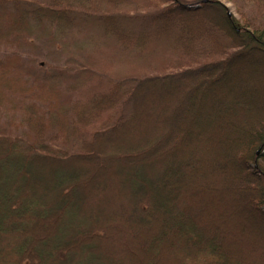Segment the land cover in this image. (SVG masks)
Instances as JSON below:
<instances>
[{"label": "trees", "instance_id": "obj_1", "mask_svg": "<svg viewBox=\"0 0 264 264\" xmlns=\"http://www.w3.org/2000/svg\"><path fill=\"white\" fill-rule=\"evenodd\" d=\"M0 0V264H264V0Z\"/></svg>", "mask_w": 264, "mask_h": 264}, {"label": "rangeland", "instance_id": "obj_2", "mask_svg": "<svg viewBox=\"0 0 264 264\" xmlns=\"http://www.w3.org/2000/svg\"><path fill=\"white\" fill-rule=\"evenodd\" d=\"M218 1H220V2H222L224 5H226L234 15H236V16L239 17V14H238L237 8H236V6L234 5V3L230 2L229 0H218Z\"/></svg>", "mask_w": 264, "mask_h": 264}]
</instances>
